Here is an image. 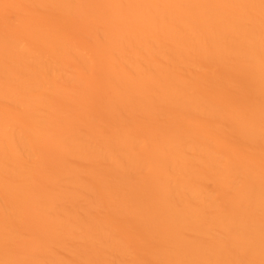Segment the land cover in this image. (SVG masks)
Masks as SVG:
<instances>
[{
  "label": "bare ground",
  "instance_id": "1",
  "mask_svg": "<svg viewBox=\"0 0 264 264\" xmlns=\"http://www.w3.org/2000/svg\"><path fill=\"white\" fill-rule=\"evenodd\" d=\"M0 264H264V0H0Z\"/></svg>",
  "mask_w": 264,
  "mask_h": 264
}]
</instances>
